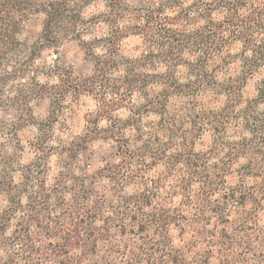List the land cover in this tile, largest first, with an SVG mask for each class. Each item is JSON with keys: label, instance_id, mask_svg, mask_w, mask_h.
Instances as JSON below:
<instances>
[{"label": "clouds", "instance_id": "1", "mask_svg": "<svg viewBox=\"0 0 264 264\" xmlns=\"http://www.w3.org/2000/svg\"><path fill=\"white\" fill-rule=\"evenodd\" d=\"M261 48L264 0H0V264H264Z\"/></svg>", "mask_w": 264, "mask_h": 264}, {"label": "trees", "instance_id": "2", "mask_svg": "<svg viewBox=\"0 0 264 264\" xmlns=\"http://www.w3.org/2000/svg\"><path fill=\"white\" fill-rule=\"evenodd\" d=\"M221 2H223V0H221ZM118 6H119V0H113V7L116 8ZM53 15H54V18H55V17H58V16L62 15V13H60L59 11H56V12H54ZM153 19H154L153 15L152 14H149L148 17H147V19H146L145 27H147L152 22ZM166 35L169 38L173 39L174 41H178L177 46H179L180 44H185V40L187 39V38H183L182 39L181 37L176 36L174 33H166ZM213 36H215V33H211V32H210V34L208 36H202V35H200V36H198V38L196 39V41L194 43H195V45L197 47H200V46H203V45H207V46L210 47L211 46V43H214L215 42L214 40H212V37ZM259 51L262 54H264V48H261ZM167 55L168 56H173L172 49L169 50V52L167 53ZM146 59L151 60L152 59V54H150L149 57L146 58ZM204 62L205 61L202 59L200 63L202 64ZM197 67H199V65H197L196 67H194L193 68V71H196V68ZM101 71H103V70H101ZM137 79H138L137 77H133L131 80H129L127 82L130 85H135V83L137 82ZM197 119H199V117H197ZM194 123H195V121H194Z\"/></svg>", "mask_w": 264, "mask_h": 264}]
</instances>
